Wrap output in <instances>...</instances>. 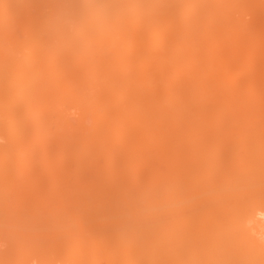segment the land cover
Listing matches in <instances>:
<instances>
[{
  "label": "bare ground",
  "instance_id": "bare-ground-1",
  "mask_svg": "<svg viewBox=\"0 0 264 264\" xmlns=\"http://www.w3.org/2000/svg\"><path fill=\"white\" fill-rule=\"evenodd\" d=\"M1 186L0 264H264V0H0Z\"/></svg>",
  "mask_w": 264,
  "mask_h": 264
},
{
  "label": "rangeland",
  "instance_id": "rangeland-1",
  "mask_svg": "<svg viewBox=\"0 0 264 264\" xmlns=\"http://www.w3.org/2000/svg\"><path fill=\"white\" fill-rule=\"evenodd\" d=\"M66 2H67V1H66ZM64 3H65V1H64ZM90 77L92 78V77H93V74H92V76H91V74H90ZM92 108L94 109V107H92ZM92 108H90V111H92L91 113H90V111H88V113H90L89 116H88V114H86L87 111H86V113H85V114L87 115V116H86L87 121H86L85 125H88V126H85L86 129H84V131L86 130V131H85V134H86L87 136L90 135V133H89L90 130L92 131V132H91V135L93 134V132H95L96 129H95V126H94L93 124L96 123V122H99V120H100V119L98 120V119H96V118H94V119L92 118V115H91V114L93 113ZM89 118H90V119H89ZM91 118H92V119H91ZM95 119L98 120V121H96ZM62 120H63V119H62ZM62 120H61V121H62ZM65 120H66V119H65ZM88 120H89V121H88ZM61 121H59V124H61V125H62V124H65L64 121H62V123H60ZM73 121H74V120H73ZM76 122H77L76 120H75L74 122H72L71 125H73V126H72L73 128H71L70 126H69V128H68V126H66V125H65V126L63 125L65 128H64L63 126L60 127V126H58V124L56 123V125H57L56 128H55V126H54V127H52V130L54 131V129H56V131H57V128H58V131L60 130L61 132H64L67 128H68V129H70V128H71V129H75V128H77V127H76V126H77V123H76ZM90 123H91V124H90ZM92 123H93V124H92ZM67 124H68V123H67ZM69 124H70V123H69ZM89 124H90V125H89ZM91 125H92L94 128H93ZM108 125H109V124L104 125L105 127L102 126V128L104 129V128H106ZM90 126H91V127H90ZM79 127H80V126H79ZM88 127H89V128H88ZM53 128H54V129H53ZM61 128H62V129H61ZM63 128H64V129H63ZM87 128H88V130H87ZM91 128H92V129H91ZM93 130H94V131H93ZM102 132H103V131L101 130V134L103 135ZM79 133H81V132H79ZM97 133H98V131H97ZM91 135H90V136H91ZM82 136H85V135L82 134ZM99 136L101 137V135L98 133L97 137L100 138ZM98 138H96L95 141H93V139H92V141H93L94 143H95V142H100V144H96V143H95V144L97 145L96 147L99 146V147H98L99 150H100V149H101V150H103V149L105 150V149H107L108 146L111 145V144H109L110 142H106V143H107V145H106V143L103 142L101 138H100V140H99ZM96 140H97V141H96ZM98 140H99V141H98ZM94 143H93V144H94ZM104 144H105L106 146H105ZM101 145H103V146H101ZM81 146H82V145H79V148L77 147L78 150H77V153H76V154H77L78 156H80L81 158H83V159H84V157L87 158L86 156H84L85 154H84L83 152H82V154H81V148H82ZM93 146H94V145H93ZM100 146H101V148H100ZM80 147H81V148H80ZM96 147L94 146V148H96ZM104 147H105V148H104ZM79 151H80V152H79ZM99 159L101 160V163H104V161H105V157H104L103 155H101V158H100V156H99ZM64 162H65L66 165H68V163H69L68 160H67V161H64ZM63 164H64V163H63ZM65 164H64L63 166H66ZM16 170L18 171V173H20V172H19V171H20L19 168L16 169ZM13 173H14V174L16 173L15 170H14ZM18 173H16V174H18ZM56 173H57V172H55L54 174H56ZM14 174H13V177H14L16 180H15V179H13V180H15V183H16V181H18V178H19L18 175H19V174H18L17 176H14ZM15 183H12V184H15ZM12 184H11V185H12ZM2 187H3V186L0 187V190H1V191H2L4 188H6V187H3V189H1ZM13 187L16 188V189H18V190H17V191H18V196H17V191H15L16 189H15V190H12ZM4 190H7V188L4 189ZM8 190H9V194H10V196L13 198V199H12V198L9 196V201H11L13 204H15V203L17 202L16 198H19V196H21V194H22L23 192L20 191L21 189L15 187L14 185H13L12 187H9ZM14 191H15V194H14ZM21 192H22V193H21ZM11 193H12L14 196H13ZM11 199H12V200H11ZM14 199H15V200H14ZM13 200H14V201H13ZM11 202H10V203H11ZM14 202H15V203H14ZM37 205H38V204H37ZM34 206L36 207V204H34ZM32 207H33V206H32Z\"/></svg>",
  "mask_w": 264,
  "mask_h": 264
}]
</instances>
